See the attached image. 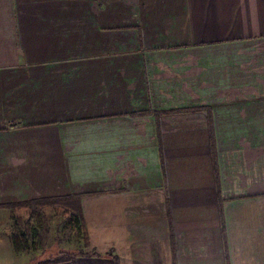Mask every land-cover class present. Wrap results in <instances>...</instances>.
Returning <instances> with one entry per match:
<instances>
[{"label":"crops","instance_id":"1","mask_svg":"<svg viewBox=\"0 0 264 264\" xmlns=\"http://www.w3.org/2000/svg\"><path fill=\"white\" fill-rule=\"evenodd\" d=\"M76 195L53 264H264V0H0V214Z\"/></svg>","mask_w":264,"mask_h":264},{"label":"rangeland","instance_id":"2","mask_svg":"<svg viewBox=\"0 0 264 264\" xmlns=\"http://www.w3.org/2000/svg\"><path fill=\"white\" fill-rule=\"evenodd\" d=\"M30 208L32 210L28 211L31 212V215H26L22 211V213L18 212V217H15L13 221L6 220L0 214V255L7 253V247L5 248L4 244V234L8 226L12 225L27 228L29 232L34 230L40 232L36 238V249H34V251L40 253L30 251V254L27 256L30 260H27V264H34L48 258H55L66 251L73 253L82 249L85 250V247H82L84 243L82 233L71 221L72 208L59 203H43L37 206L33 205ZM17 209L20 210V207H17ZM36 212L37 214H35ZM18 228L20 229V227ZM67 248L70 250H67ZM45 253L47 254L45 255ZM24 254L25 252L21 256L23 257Z\"/></svg>","mask_w":264,"mask_h":264},{"label":"trees","instance_id":"3","mask_svg":"<svg viewBox=\"0 0 264 264\" xmlns=\"http://www.w3.org/2000/svg\"><path fill=\"white\" fill-rule=\"evenodd\" d=\"M81 196L76 195V196H61V197H57V198H53V199H42L39 200L36 203L39 204H43V203H59L65 206H69L70 208H72V216H71V221L74 223V226L78 228V230L82 233V237L85 241L86 246L89 245L88 242V238H87V234H86V230L83 224V220L80 217L79 214V209H78V204H79V200H80ZM34 202H26V203H22V204H18V205H31ZM84 253H86L84 251V249L77 251V252H62L59 256L55 257V258H48L45 259L43 261L34 263V264H53V263H60V262H64L66 260L74 259L76 256L78 255H83Z\"/></svg>","mask_w":264,"mask_h":264}]
</instances>
